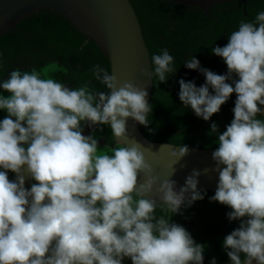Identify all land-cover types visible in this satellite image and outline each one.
<instances>
[{
	"label": "clouds",
	"instance_id": "clouds-1",
	"mask_svg": "<svg viewBox=\"0 0 264 264\" xmlns=\"http://www.w3.org/2000/svg\"><path fill=\"white\" fill-rule=\"evenodd\" d=\"M211 51L227 72L203 68L192 56L184 64L205 82L181 78L178 96L209 121L236 94L226 130L210 125L209 135L218 136L212 159L219 178L209 200L229 207V221H239L223 239L230 264H264V11L241 20L228 43ZM150 60L151 70L141 72L152 80L167 82L177 71L167 48ZM90 71L107 91L88 83L70 88L36 70L14 69L0 83L8 93L0 94L7 113L0 120V264H124L126 258L131 264H203L206 245L172 221L206 195L197 188L200 170L193 169L178 191L171 179L188 146L170 152L166 167L173 171L160 180L141 143L126 142L129 118L151 124L148 91L98 64ZM97 125L110 126L121 145L111 154L98 151L94 134H83L85 126ZM29 180L35 181L30 188ZM210 264H217L215 257Z\"/></svg>",
	"mask_w": 264,
	"mask_h": 264
},
{
	"label": "trees",
	"instance_id": "trees-1",
	"mask_svg": "<svg viewBox=\"0 0 264 264\" xmlns=\"http://www.w3.org/2000/svg\"><path fill=\"white\" fill-rule=\"evenodd\" d=\"M130 1L150 57L167 48L177 68L167 82L153 78L149 100L152 105V113L149 114L151 124L148 127L139 124L141 132L152 141L216 149L218 136L209 135L210 125L216 122L220 132L226 130L234 116L232 109L236 94L233 93L221 106L219 113L204 121L190 107L183 106L178 96V81L181 78L194 80L197 86L205 82L202 73L185 66V61L192 56L200 61L201 67L225 74L227 66L221 57L212 53V47L226 45L228 35L238 30L241 20H254L257 13L264 11V0H246L245 14L243 0L217 3L207 13L198 6L172 0ZM97 64L110 73L109 61L98 46L50 9L33 12L14 28L0 33V83L14 69L36 70L46 72L48 77L70 88L88 83L95 91H107L90 71ZM0 94L8 95L3 89H0ZM6 115L5 110H0V120ZM259 118L264 119V116ZM89 131L98 139V151L111 154V149L121 146L115 143L108 125L93 126ZM9 177L13 179V173L9 172ZM205 192L204 199L182 207V214L173 215L172 221L184 226L196 242L206 245L204 259L215 257L216 261L230 263L223 239L239 226V221H229L227 213L231 209L209 200L215 190ZM157 214L163 213L157 209Z\"/></svg>",
	"mask_w": 264,
	"mask_h": 264
},
{
	"label": "water",
	"instance_id": "water-1",
	"mask_svg": "<svg viewBox=\"0 0 264 264\" xmlns=\"http://www.w3.org/2000/svg\"><path fill=\"white\" fill-rule=\"evenodd\" d=\"M200 7L205 13L211 6L230 0H172ZM40 9H50L64 17L77 31L92 40L109 61L112 72L119 81H132L148 91V101L152 93L153 80L142 74L141 69L151 70L150 52L142 34V28L130 0H0V33L10 28ZM245 14L246 0L242 6ZM264 108V106L262 107ZM111 130V128H110ZM112 132V131H111ZM128 138L141 143L145 157L153 166L154 174L160 180L166 178L173 169L166 167L171 160L170 152L183 144L152 141L143 135L139 123L128 120ZM116 144L117 141L113 137ZM120 145V144H119ZM189 154L174 167L171 179L176 181V190L185 184L186 177L193 169L201 171L198 177V190H216L218 172L213 171L215 161L212 153L215 148L189 146ZM204 169H208L204 173ZM143 175L140 180L143 182ZM153 186L150 193L157 196Z\"/></svg>",
	"mask_w": 264,
	"mask_h": 264
},
{
	"label": "crops",
	"instance_id": "crops-1",
	"mask_svg": "<svg viewBox=\"0 0 264 264\" xmlns=\"http://www.w3.org/2000/svg\"><path fill=\"white\" fill-rule=\"evenodd\" d=\"M89 127L88 128H84V131H83V134L84 135H90V131H89ZM13 179H15V174H13ZM32 183H35V181H31V180H29V181H26V187H29L30 188V186H31V184ZM127 259V258H126ZM129 260V259H128ZM130 261V260H129ZM204 261H211V260H209V259H204ZM218 262V261H217ZM217 264H219V263H217ZM220 264H224V262H221Z\"/></svg>",
	"mask_w": 264,
	"mask_h": 264
},
{
	"label": "rangeland",
	"instance_id": "rangeland-1",
	"mask_svg": "<svg viewBox=\"0 0 264 264\" xmlns=\"http://www.w3.org/2000/svg\"><path fill=\"white\" fill-rule=\"evenodd\" d=\"M45 69H46V68H45ZM45 69H44V70H45ZM216 73H217V72H216ZM3 118H4V116L1 118V120H2ZM91 128H92V127H91ZM195 242H196V241H195ZM197 243H198V242H197ZM129 260H130V259H129ZM129 260H128V258L125 259L124 264H131V261H129ZM217 263L220 264L221 262L218 261ZM203 264H210V261H203ZM224 264H230V263L224 262Z\"/></svg>",
	"mask_w": 264,
	"mask_h": 264
}]
</instances>
